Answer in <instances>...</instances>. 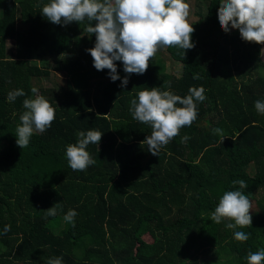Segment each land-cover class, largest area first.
I'll use <instances>...</instances> for the list:
<instances>
[{"label":"trees","instance_id":"obj_1","mask_svg":"<svg viewBox=\"0 0 264 264\" xmlns=\"http://www.w3.org/2000/svg\"><path fill=\"white\" fill-rule=\"evenodd\" d=\"M195 1V47L161 45L180 73H167L158 48L146 72L131 74L122 88V61L114 62L121 79L112 82L86 51L96 43L86 31L95 21L57 25L42 15L51 0H0V264L54 257L63 264H248L249 252L264 249V114L254 107L264 100V44L221 29L222 0H207L203 13ZM201 86L197 118L152 155L141 144L152 128L133 119L130 101L145 87L185 97ZM15 89L26 96L9 102ZM36 95L50 102L55 119L21 149L23 101ZM92 129L103 133L86 148L96 163L74 171L66 146ZM237 190L258 210L249 212L251 225L228 229L234 221L217 224L211 214L226 191ZM60 202L62 210L47 216ZM69 209L78 213L75 226L64 220ZM234 231L249 239L236 241Z\"/></svg>","mask_w":264,"mask_h":264},{"label":"clouds","instance_id":"obj_2","mask_svg":"<svg viewBox=\"0 0 264 264\" xmlns=\"http://www.w3.org/2000/svg\"><path fill=\"white\" fill-rule=\"evenodd\" d=\"M42 15L51 23L66 26L71 22H81L87 18L95 21L89 23L86 31L96 34V43L86 51L93 58V67L98 70L108 69V76L112 82L120 80L115 61H122L125 77L121 80V87H126L131 74H144L160 45H178L186 50L195 47L191 42L194 31L187 22L189 4L184 0H51L42 7ZM218 21L221 29L228 33L238 29L240 37L246 42L264 44V0H222L218 11ZM198 78V77H194ZM170 85L166 84L165 87ZM37 93V89H31ZM185 97L175 95L171 91H161V88L147 87L136 93V98L130 101V113L133 119L148 124L152 128L151 135L146 136L141 144L148 146V151L158 156L162 147L180 133L184 126H191L197 118V104L206 99L205 89L189 88ZM26 96L23 89H15L8 93L9 102L17 97ZM177 105H180L179 107ZM26 111L20 116V125L16 129V144L23 149L30 143L34 130L44 133L55 119V109L50 102L41 95L34 99L23 101ZM256 111L264 114V100L254 102ZM214 134L223 136V130L213 129ZM103 133L92 129L80 132L77 143L66 146V157L69 167L76 171H83L96 163L90 157L86 148L89 144L99 143ZM189 139L187 135L181 142ZM240 188H247L244 180H235ZM251 204L241 191H226L211 214V220L219 224L222 218H228L234 223H227L226 228H244L252 224L249 215ZM62 210V203H55L47 210V216H56ZM78 213L69 209L64 220L75 226ZM11 230V225H5L3 234ZM248 233L234 231L236 241H247ZM248 264H261L264 261V249L249 252ZM48 264H63V257H54Z\"/></svg>","mask_w":264,"mask_h":264},{"label":"rangeland","instance_id":"obj_3","mask_svg":"<svg viewBox=\"0 0 264 264\" xmlns=\"http://www.w3.org/2000/svg\"><path fill=\"white\" fill-rule=\"evenodd\" d=\"M200 4V8L202 10V13L205 11V8H206V4H207V0H198ZM185 3L189 4V15L187 17V22L189 24H191L192 22H198L199 21V17L196 16V12H197V2L195 0H188L186 1ZM239 32L238 29H232L229 34L230 35H236L237 33ZM164 47L161 45L159 46V53L161 55V58L162 60L164 61L166 67H167V73L169 74H173V75H176V74H179L181 69H180V65L179 64H174L172 62V60L170 59L169 55L164 51ZM261 59L264 63V47H262V56H261ZM264 71V69H263ZM257 207L255 204L252 205V209L250 210V212H257ZM144 239L146 241H148L150 238L148 235H145L144 236Z\"/></svg>","mask_w":264,"mask_h":264}]
</instances>
